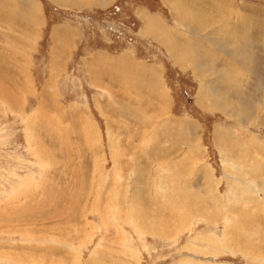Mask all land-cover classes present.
Instances as JSON below:
<instances>
[{
    "label": "rangeland",
    "instance_id": "1",
    "mask_svg": "<svg viewBox=\"0 0 264 264\" xmlns=\"http://www.w3.org/2000/svg\"><path fill=\"white\" fill-rule=\"evenodd\" d=\"M222 1L243 56L166 0H0V264H264V0ZM60 19L84 27L71 61ZM101 34L138 60L92 70Z\"/></svg>",
    "mask_w": 264,
    "mask_h": 264
},
{
    "label": "bare ground",
    "instance_id": "2",
    "mask_svg": "<svg viewBox=\"0 0 264 264\" xmlns=\"http://www.w3.org/2000/svg\"><path fill=\"white\" fill-rule=\"evenodd\" d=\"M8 1V0H7ZM22 1H24V0H22ZM199 1H202L203 2V4L206 2V1H208V0H199ZM210 1H212V0H210ZM218 0H213V3H214V6L213 5H211L210 7H212L213 6V11H211L210 13H208V12H204V11H202V9H203V6L201 7V2H199V5H198V7L196 6V4H194V3H192V2H190V0H184V2H183V0H166V2L168 3V5L170 6L169 8H171V10L174 12V14H175V16H176V19L178 18L179 20L177 21V23L179 22V23H181L182 22V20H183V18H193V19H196L197 18V20H198V22H197V28H200V27H203V30H205V27L207 26L206 24H208V27H209V30L211 31V30H215L214 31V35H216L217 33H219V34H221L222 36H224L227 40H232V39H237V41H238V45L236 46V52L239 54V56H240V54L241 53H243L244 51H245V47L247 46L246 45V43H244V42H242L241 43V40H240V38H238V37H236L235 35H233L232 33H231V31H230V28L228 29L227 27H223V29L222 30H220V29H213V28H215V27H218L219 25H221V24H219V25H217L216 23H217V21H218V17H221V14H232L233 13V11L231 12L230 11V9L228 8L229 6H231L230 4H225V3H223V1L221 0L220 2H221V4L220 5H217L218 4V2H217ZM83 2V1H82ZM81 2V3H82ZM217 2V3H216ZM228 2V1H227ZM231 2V1H230ZM27 4L29 3V0H28V2H26ZM185 3L187 4H189V3H192V5L194 6V8L195 9H191V7L189 8V7H185L184 5H185ZM213 3H211V4H213ZM229 3V2H228ZM83 4V3H82ZM208 4V3H207ZM206 4V5H207ZM245 4V3H244ZM88 6H90V4L88 3L87 4ZM205 6V5H204ZM245 7V6H244ZM184 8H189V9H191V10H189V9H184ZM207 8V7H206ZM246 8H247V6H246ZM211 9V8H210ZM242 9V8H241ZM209 10V9H208ZM242 11V10H241ZM235 13V12H234ZM220 14V15H219ZM219 15V16H218ZM225 15V16H226ZM217 18V20H216V18ZM230 16V15H229ZM229 16H227V17H229ZM233 16H234V14H233ZM240 17V16H239ZM243 17V16H242ZM245 17V16H244ZM215 18V19H214ZM182 19V20H181ZM192 19V20H193ZM189 20V19H188ZM214 20V21H213ZM176 21V20H175ZM245 21V20H244ZM243 21V22H244ZM183 22H184V20H183ZM187 22V21H186ZM188 22H190V21H188ZM192 22V21H191ZM238 23V22H237ZM183 24V23H182ZM189 24V23H188ZM191 24V23H190ZM196 25V24H195ZM238 26V25H237ZM183 27H184V25H183ZM187 27H188V25H187ZM220 27V26H219ZM244 27V26H243ZM181 28V27H180ZM189 28V27H188ZM195 28V27H194ZM159 29V33L157 32V30H156V27H155V31H153L152 33L154 34V33H156L158 36L159 35H162V33H161V31L162 32H164L161 28H158ZM152 30V29H151ZM207 30V29H206ZM188 31V30H187ZM193 32H195V31H193ZM202 32V31H201ZM205 32H207V31H205ZM165 33V32H164ZM204 33V32H203ZM156 34L155 35H153V37L155 38V39H159L160 41H161V43H163V44H165V46H167L168 47V50H170L169 52H171V55L173 56V57H175L176 59H177V61L180 63V64H182L183 66H184V64H183V61H185L186 63H195V61H196V56H195V53L194 54H191V52H189V50H187L186 48H184V46H181V45H177L176 43H172V41H174L175 42V40H174V38L175 37H173V35H166V37H164V36H156ZM166 34V33H165ZM168 34V33H167ZM201 34V33H200ZM239 34V33H238ZM205 35H207V34H205ZM175 36V35H174ZM161 38V39H160ZM168 38V39H167ZM243 38V37H242ZM198 39V38H197ZM204 39V38H203ZM221 39V38H220ZM225 39V40H226ZM158 40V41H159ZM208 40V39H207ZM212 40V39H211ZM226 40V41H227ZM191 41V40H190ZM205 42H206V40H205ZM236 42V41H235ZM208 43V42H207ZM211 43H212V41H211ZM215 44V43H214ZM220 44V43H219ZM218 44V45H219ZM234 45V44H233ZM215 51V50H214ZM243 51V52H242ZM242 55V54H241ZM244 55V54H243ZM242 55V56H243ZM178 57V58H177ZM247 57V56H246ZM241 58V57H240ZM187 59H188V61H187ZM220 59V58H219ZM212 61H213V59H212ZM205 62V61H204ZM236 63H237V61H236ZM242 64V63H241ZM206 65V64H205ZM194 66V65H193ZM192 66V67H193ZM208 66H211V65H208ZM19 67H20V65H19ZM185 67V66H184ZM191 67V66H190ZM212 67V66H211ZM23 72V71H22ZM225 73V72H224ZM239 73V72H238ZM228 75V74H227ZM229 77V76H228ZM230 78V77H229ZM149 79V78H148ZM214 81V80H213ZM213 83V82H212ZM206 84V83H205ZM214 84V83H213ZM229 85V84H228ZM212 86H214V85H212ZM245 88H246V86H245ZM23 90V89H22ZM204 91H205V89H204ZM209 91H211V90H209ZM213 92H214V90H212ZM230 91V90H229ZM205 93H206V91H205ZM17 94H19V92L17 93ZM210 95V94H209ZM208 95V96H209ZM217 95H220V94H218L217 93ZM214 96H212V97H207L206 96V98H208L207 100H209L210 101V105H211V103L212 104H214V102H215V104H217L218 106H219V103H221V105H223V107L226 105V107H228V108H230L229 107V103H228V101H226V102H224V103H222L221 102V97H215V98H213ZM223 97V96H222ZM18 98V97H17ZM20 98V97H19ZM10 100V99H9ZM167 101V100H166ZM214 101V102H213ZM158 102H161V99H159V101ZM232 102V101H231ZM5 103V102H4ZM159 104V103H158ZM235 105V103H230V105ZM239 104V103H238ZM237 105V104H236ZM158 106V105H157ZM161 107V106H160ZM226 107H224V109L226 108ZM228 108L226 109V110H228ZM241 109V108H240ZM161 110V109H160ZM225 113H228L229 114V112H225ZM61 115V114H60ZM44 117V116H43ZM47 117V116H46ZM50 119V118H49ZM264 120V119H263ZM52 127H53V124L51 125ZM55 127V126H54ZM55 130V129H54ZM88 132V131H87ZM86 137V136H85ZM88 138H90L89 136H88ZM57 139H59V138H57ZM90 141V140H89ZM90 144V143H89ZM37 147V146H36ZM41 152V151H40ZM226 158V157H225ZM263 166V165H262ZM255 168V167H254ZM262 168V167H261ZM121 191V190H120ZM123 191V190H122ZM134 191V190H133ZM112 192V191H111ZM115 195V194H114ZM178 199V198H177ZM186 199V198H185ZM171 201V200H170ZM181 201V200H180ZM160 203V202H159ZM90 205V204H89ZM158 205V204H157ZM199 216V215H198ZM150 218V217H149ZM237 218V217H236ZM165 231V230H164ZM252 231V230H251ZM161 234H164V233H161ZM232 238V237H231ZM237 239V238H236ZM249 242V241H248ZM253 243V242H252ZM246 247V246H245ZM245 247L243 248L244 250H245ZM248 247V246H247ZM236 248V247H235Z\"/></svg>",
    "mask_w": 264,
    "mask_h": 264
},
{
    "label": "crops",
    "instance_id": "3",
    "mask_svg": "<svg viewBox=\"0 0 264 264\" xmlns=\"http://www.w3.org/2000/svg\"><path fill=\"white\" fill-rule=\"evenodd\" d=\"M50 1L60 5L62 7L67 6V7H73V8H79V7L92 8V7L97 6V5H100V7L106 6V5L108 6L109 4H111L115 0H50ZM38 2L41 4V9H43L42 8V0H38ZM93 2L95 4H93ZM88 3L92 4V6H88L87 5ZM37 11H38L37 14H39V16H40V14H41L40 11L41 10H37ZM146 12L149 13L148 11H146ZM43 14H44V12H43ZM40 25L41 26L43 25V27L45 25V20H44V23H42L41 16H40L39 21L36 22V27H37L38 30H41L43 32L42 27L40 28ZM68 28L70 29V31H73V32L68 36V38L66 40H63V41L67 42V43H65V45H67V47H69V49H70V52H72L74 54L76 51L73 52L71 49H73L75 47L76 50H77L79 48V44L78 43H80V46H81V44L83 43V41H81V40H84V39L86 40V37L84 38V35H85L84 27L80 23H78V21H76L75 19L74 20H71V19H67V20L60 19V20L54 21L52 24H50V33H51L50 34V42H51L50 43V47L53 45L52 38H53V35H55V33H53V30H54V32H59V34H61V33H64L65 31H68ZM93 41L96 42L95 43L96 47H93L92 50L86 51L88 54L85 55V58L82 57V61L84 63H86V64H89V62H88V58L89 57H91L92 61L94 60V63L91 62V64H94L92 70L95 67H97L99 71L101 70V65L106 62L104 60V59H106V58H104L105 55H111L112 57L116 58V57L122 56L124 54H133L134 55V59L138 60V58L136 57V53H134L135 51L133 50V48H123L122 50L117 51L116 53H114V52L111 51V49H108L107 47H105V44L108 43L109 40H106V38H105V36H103V34L96 35L93 38ZM125 49L131 50V53H125ZM106 52L108 54H106ZM73 54L70 56V61L72 59H74V57L76 55V54H74V56H73ZM77 54H80V53L77 52ZM80 58H81V55H80ZM101 72H102V70H101Z\"/></svg>",
    "mask_w": 264,
    "mask_h": 264
}]
</instances>
